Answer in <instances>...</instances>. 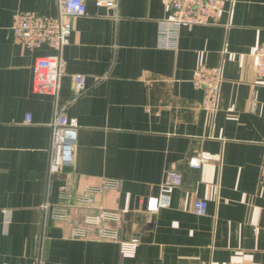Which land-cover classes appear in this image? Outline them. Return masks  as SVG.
I'll return each instance as SVG.
<instances>
[{"label": "crops", "instance_id": "obj_1", "mask_svg": "<svg viewBox=\"0 0 264 264\" xmlns=\"http://www.w3.org/2000/svg\"><path fill=\"white\" fill-rule=\"evenodd\" d=\"M228 7L216 23L182 24L170 48L157 45L158 20L170 13L165 0H117L114 8L86 0L71 18L65 68L49 94L32 90V65L55 49L26 48L10 23L16 10L55 14L57 0H0V264H264V84L253 55L264 37V0ZM201 63L222 67L213 112L191 80ZM76 71L87 82L77 95ZM58 109L77 119L75 156L48 175ZM196 154L198 167L188 163ZM171 168L182 180L170 205L149 211L146 198ZM195 198L206 200L205 213L192 211ZM46 199L66 216L43 225ZM101 207L118 210L103 222L117 238H101L94 225L70 235ZM134 236V255L122 256L118 240Z\"/></svg>", "mask_w": 264, "mask_h": 264}, {"label": "built area", "instance_id": "obj_2", "mask_svg": "<svg viewBox=\"0 0 264 264\" xmlns=\"http://www.w3.org/2000/svg\"><path fill=\"white\" fill-rule=\"evenodd\" d=\"M107 8H114L117 0H98ZM170 13L167 17L158 20L157 45L160 47L175 48L178 43L179 28L182 24L192 25L201 23H216L220 14L228 11L232 0H165ZM86 11V0H57L55 14H40L31 10H16L12 14L10 27L16 41L21 42L28 49L47 44L55 49L53 53L38 56L32 65V90L55 94L59 88V76L64 71L66 60L61 55V48L69 41L72 30L71 18ZM255 58L254 73L257 80L264 84V37L253 51ZM72 85L75 95L87 88L85 75L82 72H73ZM191 80L195 86L203 89L201 107L209 112L215 111L218 102L219 85L222 80L220 64L201 63L193 70ZM252 96L251 103H254ZM28 119V118H26ZM77 119L68 116L63 110L55 111L51 120V136L48 147L47 173L52 174L66 165H71L75 156L77 138ZM203 157L196 154L188 159L191 166L198 167ZM182 172L179 169H168L160 184L157 194L146 198L149 211L170 205V194L173 187L179 185ZM106 183H112L111 180ZM258 185L264 187V152L258 168ZM65 192V191H64ZM68 194V193H67ZM207 202L202 198H195L192 202V211L203 214ZM43 225L47 219L63 218L67 214L66 207L51 203L46 199L42 203ZM119 212L114 208H97L76 220L70 231L73 237L86 235L89 226L98 227L101 238H117L114 230L103 225L105 220H115ZM10 221V209L5 208L2 216V228L7 229ZM139 243L137 237L118 240L119 251L122 256H132ZM38 264H41L38 259ZM229 264V263H222Z\"/></svg>", "mask_w": 264, "mask_h": 264}]
</instances>
